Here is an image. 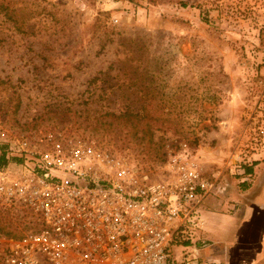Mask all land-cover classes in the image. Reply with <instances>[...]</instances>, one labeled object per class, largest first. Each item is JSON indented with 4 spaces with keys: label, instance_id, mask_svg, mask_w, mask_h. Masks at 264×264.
<instances>
[{
    "label": "rangeland",
    "instance_id": "374dc122",
    "mask_svg": "<svg viewBox=\"0 0 264 264\" xmlns=\"http://www.w3.org/2000/svg\"><path fill=\"white\" fill-rule=\"evenodd\" d=\"M50 133L154 181L184 148L243 194L264 153V0H0L6 165ZM31 228L0 206V243Z\"/></svg>",
    "mask_w": 264,
    "mask_h": 264
},
{
    "label": "built area",
    "instance_id": "2783aa9c",
    "mask_svg": "<svg viewBox=\"0 0 264 264\" xmlns=\"http://www.w3.org/2000/svg\"><path fill=\"white\" fill-rule=\"evenodd\" d=\"M48 134L20 139L19 163L0 168V206L27 211L32 228L0 243L3 264H168L172 240L202 231V206L222 192L186 149L151 180L88 143Z\"/></svg>",
    "mask_w": 264,
    "mask_h": 264
},
{
    "label": "crops",
    "instance_id": "0c3cea01",
    "mask_svg": "<svg viewBox=\"0 0 264 264\" xmlns=\"http://www.w3.org/2000/svg\"><path fill=\"white\" fill-rule=\"evenodd\" d=\"M245 176L243 194L228 181L221 194L205 199L202 231L193 241L175 237L168 264H264V153Z\"/></svg>",
    "mask_w": 264,
    "mask_h": 264
},
{
    "label": "trees",
    "instance_id": "16d2710c",
    "mask_svg": "<svg viewBox=\"0 0 264 264\" xmlns=\"http://www.w3.org/2000/svg\"><path fill=\"white\" fill-rule=\"evenodd\" d=\"M15 160V159H8V153L4 149H0V167L5 166L8 162Z\"/></svg>",
    "mask_w": 264,
    "mask_h": 264
}]
</instances>
